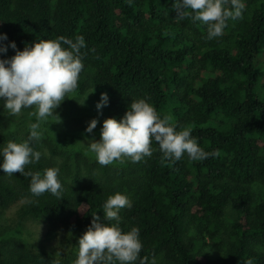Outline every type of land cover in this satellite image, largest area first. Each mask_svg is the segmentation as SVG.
Here are the masks:
<instances>
[{"label": "trees", "instance_id": "1", "mask_svg": "<svg viewBox=\"0 0 264 264\" xmlns=\"http://www.w3.org/2000/svg\"><path fill=\"white\" fill-rule=\"evenodd\" d=\"M241 19L227 21L221 37L190 17L177 20L173 0H0V34L18 50L42 39L83 36V94L107 93L108 118L121 119L146 99L177 131L192 130L217 156L165 160L159 145L140 162L102 166L77 158L57 162V147L25 172L42 176L58 167L61 197L30 191L31 177L0 170V221L22 204V218L42 223L46 244L60 235H82L95 214L103 220L109 196L132 202L120 227L140 230V257L157 264H264V0H243ZM191 11V10H189ZM15 51L8 49L0 59ZM9 115V116H8ZM10 114L0 102V147ZM30 131L23 136L29 139ZM118 162V161H117ZM82 163V167L80 166ZM111 225L114 221H104ZM0 227V264H74L78 245L64 256L36 249ZM210 250V251H208ZM139 264V261H137Z\"/></svg>", "mask_w": 264, "mask_h": 264}, {"label": "clouds", "instance_id": "2", "mask_svg": "<svg viewBox=\"0 0 264 264\" xmlns=\"http://www.w3.org/2000/svg\"><path fill=\"white\" fill-rule=\"evenodd\" d=\"M173 9L177 20L190 17L193 22L206 25V38L212 40L223 35L229 19L242 18L245 3L243 0H173ZM7 40L6 34H0V54L6 55L11 48L15 55L0 59V102L13 116L20 114L22 109L34 107L32 115L37 122L30 125L28 140L21 143L9 141L0 147V170L9 176L20 173L31 177L30 191L35 196L49 192L59 198L64 189L58 167L45 169L42 176L39 172H25V166L39 162L42 157V153L34 150L30 143L42 139L41 125L49 118L61 123L59 115L54 113L68 94L78 87L84 68L81 49L86 47L85 40L83 36L75 41L62 36L42 39L32 45L26 44L22 51L17 49L14 41L4 44ZM90 94L78 104L85 106ZM108 104L107 93H101L97 110ZM169 120V117L161 118L146 99H139L130 104L119 121L116 118L105 119L100 140L84 147L95 154L96 161L102 166L123 162L124 158L140 162L151 157L153 142L159 145L165 160L179 161L185 154L191 160H204L219 154L204 151L190 128L177 131ZM98 123L97 119H92L85 131L91 134ZM132 207V200L124 194L118 192L109 196L103 205V220L96 214L92 216L91 225L79 238L74 264H137V261L139 264H157L155 256L151 261L147 256L140 257L143 244L139 228L132 227L125 232L120 227L121 210ZM105 220L115 223L108 225Z\"/></svg>", "mask_w": 264, "mask_h": 264}, {"label": "rangeland", "instance_id": "3", "mask_svg": "<svg viewBox=\"0 0 264 264\" xmlns=\"http://www.w3.org/2000/svg\"><path fill=\"white\" fill-rule=\"evenodd\" d=\"M92 91L83 94L69 93L54 113L59 115L61 123L58 124L56 119L49 118L41 125L43 137L40 140V148L46 156L50 154L47 143H52L57 147V153L54 157L59 163L65 160L70 165H75L77 164V158L97 162L95 154L87 151L85 147H88L90 142L100 140L103 121L108 119V110L107 107L102 108L100 111L97 110L96 104L100 100L101 93L94 91L93 94H90ZM88 94L90 95L85 106H80L78 103H82ZM34 111V107L22 109L20 114L10 115L5 119L2 137L7 143L9 141L22 142L24 134L30 131V125L37 122L35 115H32ZM92 119H97L99 123L96 129L89 134L85 129ZM125 161H127L126 158L123 162ZM114 163H120V161ZM80 166L82 167V163H80ZM21 212L22 204H16L4 212L0 221V227L10 230L9 233L14 239H25L36 249L53 254L60 252L61 256H64L68 251L70 252L73 246L78 245L81 236L74 233L60 235L58 241L56 240L53 244L44 243L42 236L46 229L45 225L29 218L20 217Z\"/></svg>", "mask_w": 264, "mask_h": 264}]
</instances>
